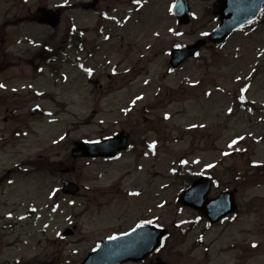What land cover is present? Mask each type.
Returning <instances> with one entry per match:
<instances>
[{"label":"rangeland","instance_id":"obj_1","mask_svg":"<svg viewBox=\"0 0 264 264\" xmlns=\"http://www.w3.org/2000/svg\"><path fill=\"white\" fill-rule=\"evenodd\" d=\"M16 1L20 8L3 13L0 25L41 3L68 8L52 33L27 22L17 28L28 38L52 37L46 74H37V47L16 44V29L10 28L9 44L0 43V264H80L96 240L152 218L171 232L162 252L166 260L264 264V29L240 33L223 48L205 47L199 58L171 71L167 51L193 44L214 25L205 10L209 3L190 0L198 20L180 28L168 12L173 0H150L119 28L84 7L94 0ZM98 2L105 12L115 6L110 14L120 19L132 9L131 0ZM79 57L96 71L89 82L78 69ZM62 68L67 82L60 81ZM52 76L62 85L52 88ZM27 84L34 88L24 90ZM40 89L56 98L44 107L53 114L51 123L42 111L31 116ZM243 91L247 107L237 102ZM139 95L141 102L135 101ZM7 109L21 111L13 116ZM122 130L134 148L120 160L72 154L75 141ZM154 139L156 153L137 164L136 153L150 152ZM173 170L210 173L216 180L210 197L237 189L238 215L211 227L202 220L182 237L175 224L199 214L178 211L175 198L187 186ZM64 180L84 186L82 195L66 198ZM127 190L143 194L129 197ZM66 228H75L74 238L59 236Z\"/></svg>","mask_w":264,"mask_h":264},{"label":"water","instance_id":"obj_2","mask_svg":"<svg viewBox=\"0 0 264 264\" xmlns=\"http://www.w3.org/2000/svg\"><path fill=\"white\" fill-rule=\"evenodd\" d=\"M234 10V9H233ZM244 11H242L243 13ZM241 13V14H242ZM241 14L238 16V19L234 22L233 25H228L225 26V29L222 32H219V36H215V39H222L224 37H226L228 34H230L231 32H233L234 30H236V28H238L244 21V19L242 18ZM252 14H255V11L252 12ZM228 18L225 19V23L226 20ZM53 25H56V20L53 19ZM223 28V27H222ZM196 49V48H195ZM189 52L185 51V52H180V54L176 55L174 54V62H173V66H177L179 65V63L185 59L186 57H190L192 56L195 52H194V48L188 50ZM180 55V56H179ZM185 56V57H183ZM98 146H90V147H83L84 150H86L87 152H94L95 149ZM205 193L199 195L198 193L195 194L194 198H193V202L195 203V205L193 204L194 207L201 209L202 211L206 212L207 210V203H205ZM231 197L230 195H225L221 200L213 203L211 205V208L213 206H215L218 203H223L221 206L218 207L219 211H222V214H226L228 212L227 210V204L226 202L230 203ZM220 214V215H222ZM220 215L217 216H212V220L213 221H217L220 217ZM113 243H108L107 245H105L99 252H97V254L93 255L92 259L90 258L85 264H120L123 261H125V257L124 256H118L119 254L112 249ZM140 256H134V257H130V258H134L137 259ZM100 262V263H99Z\"/></svg>","mask_w":264,"mask_h":264},{"label":"snow or ice","instance_id":"obj_3","mask_svg":"<svg viewBox=\"0 0 264 264\" xmlns=\"http://www.w3.org/2000/svg\"><path fill=\"white\" fill-rule=\"evenodd\" d=\"M134 3L139 4L140 0H134ZM4 87V85L0 84V88ZM137 99H142L141 97H137ZM133 103H135V101H133ZM236 143V141H233V144H230L229 147H232L234 144ZM150 147H155V145H151ZM225 155H228V153H225ZM183 163H187V161H184ZM211 166V165H210ZM135 195V194H134ZM146 223H151V221H146ZM138 227H143V225H138ZM253 247H256V245H253Z\"/></svg>","mask_w":264,"mask_h":264}]
</instances>
